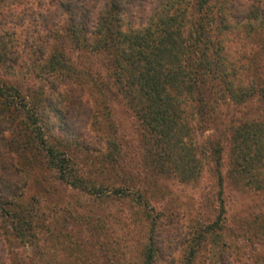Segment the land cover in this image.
I'll return each mask as SVG.
<instances>
[{
  "label": "trees",
  "instance_id": "1",
  "mask_svg": "<svg viewBox=\"0 0 264 264\" xmlns=\"http://www.w3.org/2000/svg\"><path fill=\"white\" fill-rule=\"evenodd\" d=\"M46 1L49 6L36 15L43 23L47 21L48 34L54 33L61 21L63 37L73 49L103 55L108 78L137 122L139 145L149 167L186 182L198 177L205 161L211 164L218 213L211 223L197 224L181 255L180 264H193L206 238L215 239L224 224L219 170L222 148L218 141L210 140L208 152L200 150L194 140L197 127L193 119H197V126L206 121L207 105L217 103L220 97L234 104L252 97L264 102V68L239 63V54L229 48L232 42L241 45L250 34H259L264 46V0ZM4 36L7 34L0 31V61L4 60V50H9ZM50 61L53 69L70 68L61 59ZM52 100L45 96L40 104L35 100L29 106L19 87L0 81V221L6 222L20 241L34 235L35 224L19 201L26 176L17 149L41 154L45 168L60 182L89 196L105 200L127 196L123 185L108 186L79 173L73 152L64 144L82 143L78 113L69 117L66 105L52 109ZM73 103L86 111L81 99L66 102ZM54 115L58 116L57 124L52 120ZM18 116L17 123L14 118ZM226 129L228 178L246 188L263 190L264 118H239ZM55 131L66 133L64 143L57 142L52 134ZM16 135L23 136L21 143ZM106 146L109 149L103 163H117L112 156L113 151L118 154L117 143L107 140ZM144 220L149 235L142 264H153L159 254L155 239L159 218L154 213ZM258 226L264 235V216L259 217ZM223 261L220 258L218 264H225Z\"/></svg>",
  "mask_w": 264,
  "mask_h": 264
},
{
  "label": "rangeland",
  "instance_id": "2",
  "mask_svg": "<svg viewBox=\"0 0 264 264\" xmlns=\"http://www.w3.org/2000/svg\"><path fill=\"white\" fill-rule=\"evenodd\" d=\"M46 2L0 0V31L7 34L4 38L8 43L3 44L9 47L0 61V81L19 87L29 106L35 100L40 104L48 96L53 99L52 109L66 105L69 117L78 113L81 145L64 143V131L52 134L57 142L69 145L83 177L101 180L108 186L123 185L127 196L107 200L89 196L60 182L45 168L41 154L17 149L26 176L19 201L33 218L34 235L20 241L15 231L0 221V261L142 264L149 235L144 218L155 213L159 218L155 237L159 254L153 264H180L197 224L211 223L218 213L211 164L205 161L198 177L186 182L158 174L149 167L139 145L137 122L108 78L103 55L73 49L63 37L61 21L54 33L48 34L47 21L43 23L36 15L49 6ZM260 38L259 34H250L239 46L234 42L227 44L231 53L239 54V63L251 68L258 65L263 70L264 46ZM54 57L66 61L70 68L66 71L50 67ZM70 99H81L82 104L86 103V111L75 103L66 104ZM217 101L207 105L208 119L201 125L197 126V119H193L197 127L193 134L199 149L206 153L210 140L218 141L222 148L219 170L223 178L224 224L215 239L206 238L193 264H218L220 258L225 259V264H264V235L258 230L259 217L264 216V189L246 188L228 178L226 129L239 118H264V102L256 97L241 104H234L229 98L220 97ZM20 118L15 117V122ZM52 120L57 124L58 116L54 115ZM16 136L21 143L23 136ZM107 140L117 143L118 154L112 153L117 163L102 161L109 149Z\"/></svg>",
  "mask_w": 264,
  "mask_h": 264
}]
</instances>
